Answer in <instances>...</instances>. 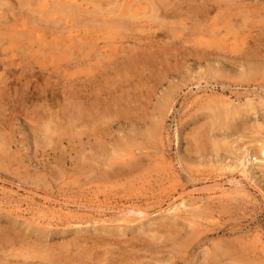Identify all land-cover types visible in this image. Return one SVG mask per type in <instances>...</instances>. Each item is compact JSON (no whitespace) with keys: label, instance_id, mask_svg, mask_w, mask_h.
I'll list each match as a JSON object with an SVG mask.
<instances>
[{"label":"rangeland","instance_id":"rangeland-1","mask_svg":"<svg viewBox=\"0 0 264 264\" xmlns=\"http://www.w3.org/2000/svg\"><path fill=\"white\" fill-rule=\"evenodd\" d=\"M175 2L173 24L76 29L85 59L69 18L40 20L42 53L0 64V264L27 243L54 255L35 264H264V0Z\"/></svg>","mask_w":264,"mask_h":264},{"label":"bare ground","instance_id":"bare-ground-1","mask_svg":"<svg viewBox=\"0 0 264 264\" xmlns=\"http://www.w3.org/2000/svg\"><path fill=\"white\" fill-rule=\"evenodd\" d=\"M217 2L218 1H216V3ZM175 5L177 6V3L175 2V0H0V51H3V53L5 52L4 54H6V55H4L3 59H0V64H3L5 66V68L3 67L4 68L3 72L4 73L6 72L5 73V76H6V75H8L7 72H9L8 68L10 66L13 67V65L16 62L13 59V57L15 56L14 50L11 51L13 48H19V50H20V49H23L25 47L23 52H25L29 48H32V51H34V52L39 51V50H34L35 48L33 45L30 47H27L26 45L29 43L39 45L40 41L47 40L46 37L44 36L45 33H42V30L36 29L34 26H32V25H37L38 21H40V20L47 21L48 24L54 23V24L59 25V23L62 20L59 21L58 19H60V18H57V16L58 17L60 15L66 16V18L63 17L64 19L69 18L70 20H68V22H67L68 26H65L61 29H59L58 27H56V28H58L57 30L60 32L61 36H63L61 34V30H64L67 32L66 34H68V36L66 35L67 37L65 39L70 44L69 46H72L71 49L72 48L77 49V50L74 49V52L76 51L75 52L76 57L81 56L84 58V56L88 54L87 51L91 50L90 48H93L96 45L93 41L92 42L88 41V43H87L86 39H88V38H86V37L81 38V35L83 32L80 33L79 32L80 30L78 31L76 29L83 28L85 33H86L87 27L91 26V28L93 29L96 27V25L99 22L103 23L102 28L104 30H108V31L116 30L117 32L121 28H122L121 31L129 30V28L132 24H143V23L153 22L154 24H158L159 26L169 25V24H173V23L166 21L168 19V17H174V16H177L179 14V13L177 14V11H179L180 8H179V10L175 8V10H177V11L172 9L175 7ZM34 6L35 7L37 6V7L35 8ZM218 8H221V7L218 6ZM208 10L209 9L204 7V9H201L199 13H200V15L201 14L206 15V14H209ZM195 14H198V13H195ZM32 15H33V17H32ZM80 17H82V18L84 17V18L82 20H80L79 19ZM48 21H50L51 23H49ZM43 23L46 24L45 22H43ZM52 26H53V24H52ZM43 27H44V25H43ZM46 27L47 26H45L43 29L47 30ZM60 27H62V26H60ZM56 31H54V32H56ZM49 32H50V30H49ZM87 32H88V30H87ZM90 33L92 34V37L94 39L95 36H94L93 32L91 31ZM51 36H52V34H51ZM57 36L62 38L59 35H57ZM54 39H57V37ZM61 40H63V39H61ZM52 44H53V46L55 45L54 43H52ZM65 44H67V43H65ZM114 44L115 43L111 42L110 44H106V45H108V48H110V51H114V50H116V47H114ZM60 45H62V44H60ZM92 45H93V47H92ZM57 47H55V49ZM58 49H59V47H58ZM72 50L69 51V52L73 53V54L71 53L72 55L70 54L71 57H73V55H74V52ZM93 50H94V48H93ZM105 50H107V49H105ZM77 51H79V52L82 51V52L77 56ZM17 52H18V50H17ZM40 52H41V50H40ZM40 52H37V53H40ZM60 52L62 53V51H60ZM90 52H92V50ZM16 55H17V53H16ZM23 55H25V54H23ZM107 55H110V54H107ZM64 60H65V58H64ZM72 60H73V58H72ZM23 61H21V62H23ZM42 64L43 63H41V65ZM19 65H21V64H19ZM15 66H16V64H15ZM34 66H35L34 64H33V66L31 65L30 70L34 69ZM16 67H13V68H15V70H16ZM22 67H23V65H22ZM23 69L26 70L27 68L24 67ZM22 75H21V77H23ZM27 75L29 76V74H27ZM2 76L0 75V77H2ZM4 79H9V76H7L6 78L4 77ZM24 79H27V78H24ZM54 126H55V128H53ZM56 126L57 125L52 120V121L48 122V127H46V128L50 129L49 130V131H51L50 134L52 132L56 134V132H57V131H55ZM259 127H261V126H259ZM259 127H258V129H259ZM263 133L264 132H262V134ZM224 143L226 144L225 149H227V151L229 153H231L230 146L232 143H234V141L233 142H225L224 141ZM214 144L216 146L215 147L216 152H218V146H217L216 142H214ZM259 151L262 154L263 159H264V143L263 142L260 145ZM231 154H233V153H231ZM255 160H257V159H255ZM135 165H137V164H135ZM135 165L134 166L132 165V168L133 167L135 168L136 167ZM257 168L264 175V167L258 166ZM116 173H118V172H116ZM245 176L246 175L244 174V178H245ZM216 187L217 186H215V188ZM215 188H214V190H215ZM208 190H210V189H208ZM130 212H132L133 214H137L138 216L144 215V212L139 211V210L131 209V210H129V213ZM127 214H128V212H127ZM10 243L11 242H9V244ZM18 243H17V246H18ZM27 244H26V246H30V247H24V244H23L21 250H14L13 249L14 252H12V253L8 250L10 254L7 256L15 257L16 259H18L17 263H19V264H35L32 262L35 259L36 260L40 259V260H43L44 262L47 261L48 263L49 262L52 263V261L54 259V257H53L54 255L52 257L50 256V255H52V253H50V255H49V253L47 251H39V250L36 251L37 247L34 246V248H31V247H33V245L31 246V245H29V243H27ZM30 244H32V243H30ZM21 245H22V243H21ZM45 247L42 249H45ZM61 247H63V246H61ZM38 249H40V247ZM68 250H70V249H68ZM53 251H51V252H53ZM58 251L60 252V250H58ZM59 252L56 254H59ZM63 255H65V254H63ZM3 257H4V255H3ZM57 257H60V256H56V260H57ZM19 259H21V261ZM69 260H70V258H69ZM73 262H75V261H73ZM66 264H67V262H66Z\"/></svg>","mask_w":264,"mask_h":264}]
</instances>
